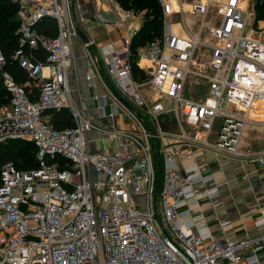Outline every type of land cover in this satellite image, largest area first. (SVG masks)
<instances>
[{"label": "built area", "instance_id": "built-area-1", "mask_svg": "<svg viewBox=\"0 0 264 264\" xmlns=\"http://www.w3.org/2000/svg\"><path fill=\"white\" fill-rule=\"evenodd\" d=\"M10 1L19 19L11 61L27 81L18 82L6 69L8 58L0 49V77L11 96L10 110L0 111V145L33 142L37 167L20 169L12 161L1 166L0 264H257L264 217L254 222L260 229L255 236L217 239L204 215L196 214L202 197L219 193L216 187L197 189L214 176L201 170L194 151L181 156L186 146L264 166V149L243 150L250 112L264 97V29L257 35L248 30L242 0H159L160 37L135 52L130 36L122 37L120 49L100 48L118 94L152 119V128L142 124L139 131L92 120L74 103L69 66L78 33L69 0ZM97 1L110 5L116 26L145 18L119 0ZM188 14L197 19L195 33ZM46 19L55 21L56 36L37 31ZM202 45L211 58L201 72L194 65ZM135 64L145 78L135 76ZM195 76L209 83L205 101L185 97ZM87 79L94 80L91 74ZM95 97L102 101L100 118L115 120L107 110L110 94ZM63 108L75 125L58 130L44 115ZM102 139L114 148L93 150L91 143Z\"/></svg>", "mask_w": 264, "mask_h": 264}, {"label": "crops", "instance_id": "crops-1", "mask_svg": "<svg viewBox=\"0 0 264 264\" xmlns=\"http://www.w3.org/2000/svg\"><path fill=\"white\" fill-rule=\"evenodd\" d=\"M75 11L79 24L89 37L90 42L84 43L79 35L73 40L69 84L74 103L92 120H100L106 124L116 123L131 131H139L142 124L152 128L153 123L149 126L144 116V119H141L135 112L129 111L115 101L111 94L112 90L117 93L119 91L111 80L100 51L102 46L108 44L120 49L123 36H130L133 42V37L141 32L147 24L146 18L135 17L123 26H116L114 21L117 19V15L110 10V5L97 0H76ZM36 28L41 34L50 35L51 32L58 34V28L53 19H46ZM141 46L139 47L141 48ZM41 58H44V54L41 55ZM141 64L144 65L145 62ZM88 74L93 76V81L87 79ZM135 76L146 77L140 67ZM104 94H110L109 100L112 104L107 110L115 112V120L100 118L102 101L96 99L95 96ZM90 136L95 140L99 138L96 133H91ZM243 141L245 144V139ZM244 146L247 147V145ZM91 148L98 151H110L114 146L102 139L92 142ZM181 150V156L194 151L201 170L214 176V181L208 186L199 185L197 189L200 192L210 187H216L219 193L213 197H202L196 213L204 215L212 234L222 241L257 235L260 229L255 226L254 222L264 217V166L241 158L225 159L222 155L197 148L184 146L181 147ZM223 222L229 224L230 228L224 230ZM259 259L257 264H264V248L259 253Z\"/></svg>", "mask_w": 264, "mask_h": 264}, {"label": "trees", "instance_id": "trees-1", "mask_svg": "<svg viewBox=\"0 0 264 264\" xmlns=\"http://www.w3.org/2000/svg\"><path fill=\"white\" fill-rule=\"evenodd\" d=\"M122 7L132 9L136 12H144L147 24L141 32L133 37L132 50L135 52L145 46L148 42L160 37L162 28V10L159 0H119ZM17 5L10 0H0V49L8 58L6 69L14 74L17 81L25 83L27 75L16 62L11 61V55L17 48L19 19L17 16ZM52 34V35H51ZM50 36L57 34L51 32ZM155 35H157L155 37ZM141 46V47H143ZM41 58L42 50L35 51ZM43 53V54H42ZM139 71L137 64L134 65V73ZM11 96L3 85L0 77V108L10 103ZM44 116H49L50 124L58 129L64 130L75 125L71 111L67 108L61 110H48ZM37 147L27 140H13L0 145V169L5 162L12 161L20 169H31L37 167Z\"/></svg>", "mask_w": 264, "mask_h": 264}, {"label": "rangeland", "instance_id": "rangeland-1", "mask_svg": "<svg viewBox=\"0 0 264 264\" xmlns=\"http://www.w3.org/2000/svg\"><path fill=\"white\" fill-rule=\"evenodd\" d=\"M242 7L245 9L246 15L248 17V30L253 31L254 34L261 33L264 29V0H242ZM188 20H190L191 31L195 33L197 31V19L192 18L189 14ZM175 19H178L177 17ZM209 23L212 25L211 18H209ZM159 32L161 35L162 28ZM157 35H155L156 37ZM203 36L207 41H211L206 31L204 32ZM211 58V50L208 46H200L196 53V60L194 69L197 71H205L206 66L209 64ZM209 83L206 79L202 77H191L186 85L185 88V97L189 98L190 100L194 101H205L209 98ZM167 108H173L174 104L170 101H166ZM10 110V103L2 108L0 111L3 110ZM143 116L145 121L151 126L152 119L150 115H148L145 111L142 110ZM250 117L252 118L251 122L248 123L246 126V133H245V144L243 141V150H253L258 151L264 149V97L260 98L256 104L254 105L253 109L250 112ZM45 119H48V116H45ZM220 122H217V127H219ZM154 147L155 158L158 156L157 146L158 143L156 140L152 141ZM244 145H247L245 147Z\"/></svg>", "mask_w": 264, "mask_h": 264}, {"label": "water", "instance_id": "water-1", "mask_svg": "<svg viewBox=\"0 0 264 264\" xmlns=\"http://www.w3.org/2000/svg\"><path fill=\"white\" fill-rule=\"evenodd\" d=\"M75 4H76V0H69V11H70V16H71V20L72 23L78 33V35L81 37V39L84 41V43H89L90 39L89 37L85 34V32L83 31V29L81 28L79 21L77 19L76 16V11H75ZM113 94L116 96V98L131 112H135L136 115L138 117H140L141 119L143 118V115L139 112L135 110L134 105H132L131 103H129L125 98H123L121 95H119L116 91L112 90ZM157 173L158 175H161V166H160V156H158V160H157Z\"/></svg>", "mask_w": 264, "mask_h": 264}]
</instances>
